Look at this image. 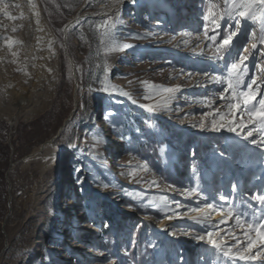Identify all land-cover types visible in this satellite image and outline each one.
<instances>
[{
  "label": "rangeland",
  "instance_id": "1",
  "mask_svg": "<svg viewBox=\"0 0 264 264\" xmlns=\"http://www.w3.org/2000/svg\"><path fill=\"white\" fill-rule=\"evenodd\" d=\"M37 1L59 46L60 80L37 117L14 128L0 118V264H120L137 228L146 238L141 253L149 247L155 260L145 254L144 264H264V240L235 219L239 213L242 224L254 223L252 207H262L254 197L264 191V147L257 146L264 124L248 123L244 109L259 108L264 99V8L254 5L253 21L238 14L229 19L241 0H117L108 12L116 0H91L66 39L63 28L85 0ZM230 33L232 42L217 59L215 48ZM125 44L134 47L119 50ZM19 49L11 53L20 55ZM240 57L247 59L237 91L247 92L252 80L258 91L237 110L229 107L236 100L226 82L212 78L226 77ZM153 86L179 90L156 95ZM187 140L193 155L180 176L174 150ZM48 141L66 151L52 166L23 162ZM154 150L179 182H166L151 167ZM193 188L200 195H188ZM207 204L233 215L227 231L213 237L219 247L197 238L208 228L175 223L160 229L167 217L192 215ZM85 225L93 232L81 233ZM245 232L256 241L251 251ZM237 247L245 259L224 255Z\"/></svg>",
  "mask_w": 264,
  "mask_h": 264
},
{
  "label": "bare ground",
  "instance_id": "2",
  "mask_svg": "<svg viewBox=\"0 0 264 264\" xmlns=\"http://www.w3.org/2000/svg\"><path fill=\"white\" fill-rule=\"evenodd\" d=\"M90 1L85 0L84 4L88 5ZM116 3L117 0L105 7L104 11L112 10ZM84 4L76 16L64 26L66 39L71 28L86 17L82 15ZM39 8L37 0H0V118L10 128L16 127L20 120L29 121L37 117L57 94L60 80L59 46L52 27L48 25ZM8 15L13 19L9 20ZM17 47L21 49L20 55L12 54ZM76 100L78 101L77 98ZM52 141L36 147L23 162H40L42 169H48L66 152L62 148H53ZM112 145L117 151V144L112 142ZM66 198L67 196L63 203L68 202ZM209 213L211 223L219 225L221 232L227 231L233 215L208 208L192 215L167 217L160 229L175 223L207 228L199 219ZM82 216L83 212H80L74 214L73 219H80ZM221 221L224 223L221 224ZM80 232L90 234L93 229L85 225ZM38 250L35 254H38Z\"/></svg>",
  "mask_w": 264,
  "mask_h": 264
},
{
  "label": "snow or ice",
  "instance_id": "3",
  "mask_svg": "<svg viewBox=\"0 0 264 264\" xmlns=\"http://www.w3.org/2000/svg\"><path fill=\"white\" fill-rule=\"evenodd\" d=\"M254 5L258 6L259 8H264V0H241V2L238 4L234 3L232 9L229 10V19H231L234 14H238L240 17H244L245 19L250 18V19H253V21H255L256 12L253 11ZM7 18L9 20L13 19V17L11 15H8ZM221 18H223V17H221ZM206 19H207V17H206ZM261 19L264 20V11H261ZM104 24L107 25L108 21L107 20L104 21ZM262 31H264V29H262ZM205 33L207 34V29H205ZM232 35L233 34L230 33L228 35V37L223 40L222 44H218L216 46L215 52L217 54V56H216L217 59L222 58L219 55L221 52V49H223L225 46L230 45V43L232 42ZM136 38H141V37H139V34H137ZM207 38L209 41L212 42V44H216L217 37L215 35L207 36ZM260 42L264 43V35L261 36ZM132 47H134V46L125 44V45H122L119 50H126V49H129ZM210 47H211V44H210ZM253 48H256L255 44L253 45ZM111 50L115 51L117 49H111ZM246 59H247V57H240L239 63H237V62L231 63V65L229 67L228 75L226 77H221V76L217 75V76H214L212 78L214 82H220V83L226 82L227 89L229 90V92L233 96V99L236 100V104L229 105V107L235 108L237 110H240V100L241 99L243 100V104L245 106H247L249 103L256 100V92L258 91V86L254 87L257 85L256 80H252L251 84L248 85V91L247 92H238L237 91V89H239L241 84H242V76L240 75V71L242 70V66H243L244 61ZM108 71H110V70H106V73H105L106 76L108 75ZM153 89H154V94H156V95H163L164 93H167V94H169V96H171L172 94H174L175 92H177L179 90V89H175V88H158L156 86H153ZM104 91L107 92L108 88L106 87L104 89ZM120 94L125 96V97H129V93H127V92L121 91ZM146 98H151V97H146ZM221 98L223 99L224 97L222 96ZM133 103H135V101H133ZM258 104H259V108H257L255 104H253V106L251 108L245 107L244 111H246V113L248 115V123H254L256 119H259L260 122L262 124H264V99L259 100ZM149 110H154V109L150 108ZM221 119H223V117H221ZM201 127H203V125H201ZM216 128H217V125L214 123L213 124V130H216ZM228 131L236 132V128L230 126V127H228ZM237 135H239L238 132H237ZM251 135H252V133L249 132L248 136H251ZM245 138H247V137H245ZM257 146L258 147H264V142H261ZM152 183L154 185L156 184L155 181H152ZM239 188H240V186H238V185H232V190L234 192L239 191ZM193 194L200 195V193L198 192V190L196 188L189 189L188 195H193ZM254 198L262 206L261 209H255L254 207L249 205V207H252V219L255 222L254 223H248L247 220H245L244 224H242L241 223V214L237 213L235 215L236 224H237V227H241V228H243L246 225L247 228L250 229L252 232H256L257 236L260 237L261 240H264V191H260L259 194H257ZM159 199L161 201H164L165 198L160 197ZM221 199H225V198L221 197ZM164 206L167 207L166 204ZM205 207L208 209L214 210V206L211 204H207ZM194 211H200V210L194 209ZM257 212H259V218L258 219L256 216ZM175 214L176 213L173 212V215H175ZM231 214L232 213L229 212L230 216H231ZM210 216H211V213H209L207 215H203L200 217L199 222L202 225L207 226V228L209 230L206 231L204 234L199 235L197 238L201 241H206L208 244H212L215 247H219L220 245H219L218 241L213 239L214 235H217V230L219 228V225L212 224ZM169 218H171V217H169ZM220 223L222 224V223H224V221H221ZM244 235L248 237L246 247L249 251H251V249L253 247H255L256 241L252 239V237L250 236V234L248 232H245ZM233 239H237V237L233 236ZM241 252H242V249L237 247L236 254H233L231 249L229 248L228 250L224 251V255L229 256L232 259L238 258L240 260H243L246 257L244 255L240 254Z\"/></svg>",
  "mask_w": 264,
  "mask_h": 264
},
{
  "label": "trees",
  "instance_id": "4",
  "mask_svg": "<svg viewBox=\"0 0 264 264\" xmlns=\"http://www.w3.org/2000/svg\"><path fill=\"white\" fill-rule=\"evenodd\" d=\"M182 143V142H181ZM221 149L223 150L224 147L221 143L220 145ZM174 156L176 159V162L174 163V170L177 175L183 176V171L181 169V166L189 164L190 159L193 155V150L191 146V142L187 140L185 143L180 144L175 150H174ZM150 165L151 167L156 170L157 172L161 173L163 177L165 178V181L171 184H176L179 182L178 177L174 176H168V171H164L163 166L161 162L159 161V154L156 150H154V154L150 155ZM110 238L112 236L110 235ZM146 243V238L143 235L142 229H135L133 233L132 240L129 242L128 247V255L122 256L120 258V264H144V261L146 259V255H148V259L151 262H154V256L152 250L147 247L146 253H141L140 248L143 244Z\"/></svg>",
  "mask_w": 264,
  "mask_h": 264
},
{
  "label": "water",
  "instance_id": "5",
  "mask_svg": "<svg viewBox=\"0 0 264 264\" xmlns=\"http://www.w3.org/2000/svg\"><path fill=\"white\" fill-rule=\"evenodd\" d=\"M87 6V3L84 4V8Z\"/></svg>",
  "mask_w": 264,
  "mask_h": 264
}]
</instances>
